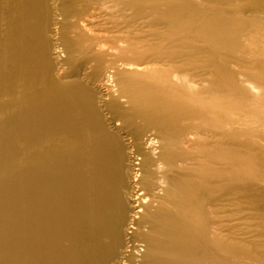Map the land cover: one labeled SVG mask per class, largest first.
<instances>
[{"label": "bare ground", "instance_id": "bare-ground-1", "mask_svg": "<svg viewBox=\"0 0 264 264\" xmlns=\"http://www.w3.org/2000/svg\"><path fill=\"white\" fill-rule=\"evenodd\" d=\"M135 1L150 14L116 0H0V264L246 254L221 214L264 154L234 143L233 102L214 97L233 75L213 50L235 59L240 23L205 18L196 34L210 46H180L188 25L172 24L199 6ZM95 2L113 3L115 16L107 22ZM242 7L264 12V0Z\"/></svg>", "mask_w": 264, "mask_h": 264}, {"label": "rangeland", "instance_id": "rangeland-1", "mask_svg": "<svg viewBox=\"0 0 264 264\" xmlns=\"http://www.w3.org/2000/svg\"><path fill=\"white\" fill-rule=\"evenodd\" d=\"M98 1V0H97ZM173 7L176 5H197L200 9L194 7L184 18H177L178 21L172 24L175 27L181 24L182 28L188 25L187 30L180 34V42L183 45L184 38H194L197 41L191 43L192 46L202 45L207 49L210 44L203 38L197 36L196 32L199 25L205 18H223L224 21H236L240 25L239 30L235 28L236 48L232 52L231 62H223L226 50L219 48L213 50V56L216 62L225 68V72L233 75V86L229 90L218 88L215 90L214 97L223 102V98L228 97V101L233 102L232 110L227 113L233 119L234 125H230V131L233 133V141L236 144H249L256 151H262L264 154V12H247L242 6L253 0H166ZM201 1V2H200ZM205 1L218 2L219 7H205ZM117 5L131 2L133 11L140 12L139 2L133 0H116ZM95 8L98 9L105 20L109 22L111 17L115 16L116 8L113 3L99 6L101 2H95ZM148 10L147 8H144ZM197 12V13H195ZM98 13V11H97ZM150 14L144 13L142 16ZM138 16L136 20L140 18ZM103 23V19L96 20ZM120 19L117 23H120ZM194 24V25H192ZM200 34L199 32H197ZM201 36L205 37L203 34ZM63 59V53L60 57ZM229 61V60H228ZM218 76V75H217ZM248 83H254L257 91L250 90ZM254 91V92H253ZM227 101V100H225ZM225 112L220 111V114ZM254 135H258L257 137ZM235 144V145H236ZM253 167L247 171L241 172L240 179L233 185V191L230 195L232 203L226 210H222L224 223L229 226L233 239L242 242L246 247V254H230L232 264H264V206L254 200L252 196L260 193V201L264 205V158L259 160V156L253 160ZM242 186L249 187L248 198H242L243 194L239 189ZM235 189V191H234ZM231 193V192H230ZM235 193V194H234ZM223 193L220 192L218 196ZM241 194V195H240ZM240 197V198H239Z\"/></svg>", "mask_w": 264, "mask_h": 264}]
</instances>
